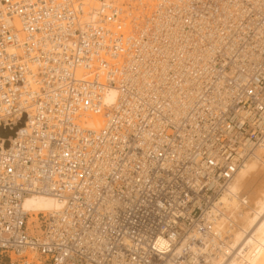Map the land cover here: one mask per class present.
I'll use <instances>...</instances> for the list:
<instances>
[{"label": "built area", "instance_id": "2783aa9c", "mask_svg": "<svg viewBox=\"0 0 264 264\" xmlns=\"http://www.w3.org/2000/svg\"><path fill=\"white\" fill-rule=\"evenodd\" d=\"M93 1L89 18L91 0H0V264L228 263L212 226L264 136V0L224 20L215 0ZM40 194L62 206L36 237L22 201Z\"/></svg>", "mask_w": 264, "mask_h": 264}, {"label": "bare ground", "instance_id": "6f19581e", "mask_svg": "<svg viewBox=\"0 0 264 264\" xmlns=\"http://www.w3.org/2000/svg\"><path fill=\"white\" fill-rule=\"evenodd\" d=\"M129 0H114L115 4L122 3ZM143 3L146 0H141ZM217 4V11L214 15L218 19L224 20L220 13L226 12L230 15L237 14L240 11L242 0H215ZM97 3L91 0L90 7L86 10V14L89 18L93 16V7H96ZM165 14L161 11L158 15L159 20L163 19ZM19 22L15 21L14 25L18 28L20 39H24V34L19 29ZM159 25H162L159 21ZM51 29L42 34L45 46L49 44V36ZM206 33H202L201 38L209 39ZM210 40V39H209ZM186 42H189V38L186 37ZM194 50L193 56H195V40L193 41ZM214 43L209 45H203L202 57L205 58L209 54V48ZM99 59H103V55L99 57H92V62H97ZM113 59V60H112ZM107 62L112 65L121 64L120 59H115V56L111 55V59L107 57ZM73 74L78 79H83L87 75V69L85 66H75L72 69ZM95 75H99L100 70L97 66L89 70ZM102 77H105L103 73ZM103 78L98 80L102 83ZM30 87L34 89V81L28 80ZM117 95L115 89L107 90L106 102H112L114 96ZM83 110L90 111L88 107H83ZM103 113V111H101ZM92 112L81 113L80 122L84 121L85 127L99 131L103 128V119L101 115L91 114ZM19 128H23V118L20 120ZM0 136L8 135V131L1 130ZM11 132V131H10ZM12 139L9 141V146L12 144ZM251 146V152L246 155L240 167L236 170L228 183L224 193L219 198V206L223 209L224 215L217 220L212 230L216 229L220 236L226 237L228 240V246L234 249L233 256L226 264H257L264 258V179L262 171L264 172V136L262 141L255 146ZM0 148L5 150L4 143L0 140ZM261 174L259 175V173ZM22 206L25 211L28 212V233L32 236L39 237L42 233L39 219L40 212L47 213L49 211H58L61 209V204L52 196L45 194L30 195L22 201ZM19 257H25L26 264H46V259L36 253L34 250H25ZM215 264H225L217 262Z\"/></svg>", "mask_w": 264, "mask_h": 264}, {"label": "rangeland", "instance_id": "374dc122", "mask_svg": "<svg viewBox=\"0 0 264 264\" xmlns=\"http://www.w3.org/2000/svg\"><path fill=\"white\" fill-rule=\"evenodd\" d=\"M263 170H264V168H263ZM261 174V172L259 173V175ZM261 177L263 176V179H264V172L262 171V174L260 175ZM257 264H264V258L262 259V260H260V262L259 263H257Z\"/></svg>", "mask_w": 264, "mask_h": 264}]
</instances>
